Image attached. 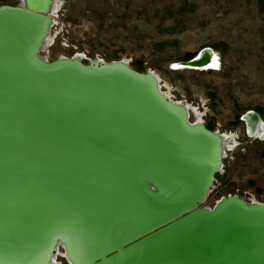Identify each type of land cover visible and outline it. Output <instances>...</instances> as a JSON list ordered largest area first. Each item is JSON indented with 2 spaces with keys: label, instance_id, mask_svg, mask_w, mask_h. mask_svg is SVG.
Returning <instances> with one entry per match:
<instances>
[{
  "label": "water",
  "instance_id": "obj_1",
  "mask_svg": "<svg viewBox=\"0 0 264 264\" xmlns=\"http://www.w3.org/2000/svg\"><path fill=\"white\" fill-rule=\"evenodd\" d=\"M52 4L0 6V264L59 239L73 264H264V205L201 208L223 159L208 127L148 73L37 59Z\"/></svg>",
  "mask_w": 264,
  "mask_h": 264
},
{
  "label": "rangeland",
  "instance_id": "obj_2",
  "mask_svg": "<svg viewBox=\"0 0 264 264\" xmlns=\"http://www.w3.org/2000/svg\"><path fill=\"white\" fill-rule=\"evenodd\" d=\"M19 3L0 0V6ZM57 4L43 58L53 62L79 54L84 64L126 61L137 72L154 74L163 94L190 106L189 123L204 120L211 132L231 137L237 145L226 153L201 207L213 208L228 196L264 205V137L248 136L242 121L253 111L264 123V0H57ZM203 49L218 55L215 71L173 70V64L193 55L192 60ZM55 257L67 264L61 248Z\"/></svg>",
  "mask_w": 264,
  "mask_h": 264
},
{
  "label": "bare ground",
  "instance_id": "obj_3",
  "mask_svg": "<svg viewBox=\"0 0 264 264\" xmlns=\"http://www.w3.org/2000/svg\"><path fill=\"white\" fill-rule=\"evenodd\" d=\"M57 6H58V4H57V0H53V4H52V7H51V12H50V14L49 15H47V20H48V25H47V33H46V36H45V38L43 39V42H42V44H41V52H43V53H39L38 55H37V59H39L40 61H42V62H45V63H51V62H49V61H47L46 60V58H43L42 57V54H44L45 53V50L49 47V45H50V43H51V39H50V37H49V31L51 30L50 29V27H52V25L51 24H53L52 23V16L55 14V12H56V9H57ZM210 53V54H209ZM198 55V54H197ZM196 55V56H197ZM194 57L195 59L192 61V63H190L189 65H188V67H185V66H183L182 65V67L180 68V69H185V70H196V71H205V69H208V70H216L217 68H218V65H219V62H218V59H219V57H218V55L212 50L211 51V49H204V51L199 55V56H197V57ZM212 57V59L211 60H209L210 58ZM71 60V61H74V62H78L79 60H80V64H81V66H89V64H92V63H100V64H110V63H105V62H103V61H101V60H96V61H91V62H89V63H87V64H84V62H83V57L82 56H80L79 54H77L75 57H73V58H65V57H60L59 59H57V60ZM113 63H117V65H124V66H127V67H129V68H131L129 65H128V63L126 62V61H118V62H113ZM208 63V64H207ZM93 65V64H92ZM193 66H197V67H193ZM204 67V68H201V69H199V67ZM191 67H193V68H191ZM180 69H177V70H180ZM146 73V72H145ZM148 75L150 76V78H152V80L155 82V86H156V88H157V90H158V92L163 96V97H165L166 98V100H169L174 106H176L178 109H181L183 112H184V114H185V117H186V122H187V124H188V126H190V127H192V128H200V127H205V125L202 123V122H200V121H198V122H194L193 124H191V123H189V121H188V116H189V110H190V106H185L184 104H182V103H175V101H171V99H169L165 94H163L162 92H161V90H160V87H159V85H158V83H159V80H158V78L154 75V74H152V73H149L148 72ZM246 117H248V116H246ZM246 117L244 118V119H246ZM252 119V118H251ZM253 122V121H252ZM245 124V123H244ZM252 126H253V128L255 129V127H254V124H252ZM245 127H246V124H245ZM249 130H251V128L249 127L248 128ZM257 129V133H261V132H264V123H262V124H260L259 126H258V128H256ZM212 133H214V132H212ZM214 136L217 138V140H218V144H219V146H220V149L221 150H223V149H231V148H233L234 147V145H236V143L235 144H233L232 142H231V140H232V138L231 137H228V136H226V135H220L219 133H214ZM249 136V135H248ZM224 153V151L222 152V154ZM224 155V154H223ZM222 155V156H223ZM222 156H220V158H222ZM221 162H223V159L221 160ZM221 162H219V169H218V171L220 172V170H221ZM219 172H217V174L219 173ZM210 194V193H209ZM209 194H208V196H209ZM207 196V197H208ZM232 197H234L235 199H237V200H241L239 197H236V196H228V197H224V198H221L220 200H218L216 203H215V205L213 206V208H202L203 210H205V211H208V212H211V211H214L215 210V208L216 207H218V206H221V205H223L224 203H226V202H228V201H230L231 199H232ZM207 199V198H206ZM206 199H205V201H206ZM204 201V202H205ZM241 201H243V200H241ZM244 202V201H243ZM250 203V202H249ZM252 203H254V204H260V205H263V204H261V203H259V202H257V201H253ZM204 204V203H203ZM202 206V205H201ZM215 207V208H214ZM62 249V254H63V258H65V260H66V262H67V264H73V261L71 260V258L69 257V255L67 254L66 255V251H65V243L64 242H62L60 239L59 240H57L56 241V243H55V246H54V249L56 250V252L59 250V249ZM52 260L54 261V262H52ZM41 264H58L57 263V260H56V262H55V259H54V256H52L51 257V259L50 260H48V261H45V262H43V263H41Z\"/></svg>",
  "mask_w": 264,
  "mask_h": 264
},
{
  "label": "built area",
  "instance_id": "obj_4",
  "mask_svg": "<svg viewBox=\"0 0 264 264\" xmlns=\"http://www.w3.org/2000/svg\"><path fill=\"white\" fill-rule=\"evenodd\" d=\"M212 59V58H211ZM185 62H187V61H185ZM185 62H179V63H175V64H173V66H172V68H173V70H177V69H180L181 67H182V65L185 63ZM218 62H219V60H218ZM205 67V66H204ZM204 67H201V68H204ZM201 68H199V69H201ZM208 69H205V71H207ZM200 116V115H199ZM201 117V116H200ZM243 118V117H242ZM203 120V119H202ZM243 121V120H242ZM244 122V121H243ZM245 123V122H244ZM203 124H205V122H204V120H203ZM246 131H247V134L248 135H251V136H256V135H258L259 136V138H263L264 137V133H257V130L255 131V133H253V134H249V132H248V130H247V128H246ZM237 147V145H235L233 148H231V149H223V151H224V155H223V159L225 158V156H226V153L227 152H231V151H233L235 148ZM222 166H223V164L221 165V170H222ZM216 182V181H215ZM56 255H57V253H56ZM56 260H57V257H55V262H56ZM57 263L58 264H60L58 261H57Z\"/></svg>",
  "mask_w": 264,
  "mask_h": 264
},
{
  "label": "trees",
  "instance_id": "obj_5",
  "mask_svg": "<svg viewBox=\"0 0 264 264\" xmlns=\"http://www.w3.org/2000/svg\"><path fill=\"white\" fill-rule=\"evenodd\" d=\"M188 56H189V55H188ZM192 57H193V55H192L190 58H192ZM190 58H189V59H190ZM189 59H187V60H189Z\"/></svg>",
  "mask_w": 264,
  "mask_h": 264
}]
</instances>
